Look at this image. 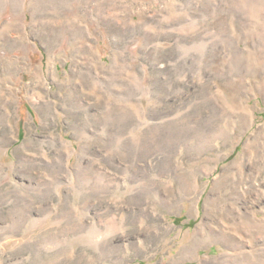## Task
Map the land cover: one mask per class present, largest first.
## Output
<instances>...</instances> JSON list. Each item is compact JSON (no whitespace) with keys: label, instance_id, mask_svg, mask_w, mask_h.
Wrapping results in <instances>:
<instances>
[{"label":"rangeland","instance_id":"374dc122","mask_svg":"<svg viewBox=\"0 0 264 264\" xmlns=\"http://www.w3.org/2000/svg\"><path fill=\"white\" fill-rule=\"evenodd\" d=\"M0 264H264V0H0Z\"/></svg>","mask_w":264,"mask_h":264}]
</instances>
